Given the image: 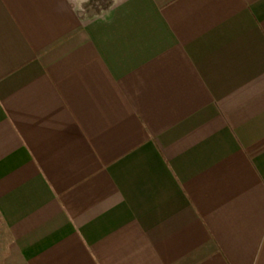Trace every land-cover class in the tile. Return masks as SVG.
I'll return each mask as SVG.
<instances>
[{
	"label": "crops",
	"instance_id": "crops-1",
	"mask_svg": "<svg viewBox=\"0 0 264 264\" xmlns=\"http://www.w3.org/2000/svg\"><path fill=\"white\" fill-rule=\"evenodd\" d=\"M0 264H264V0H0Z\"/></svg>",
	"mask_w": 264,
	"mask_h": 264
}]
</instances>
